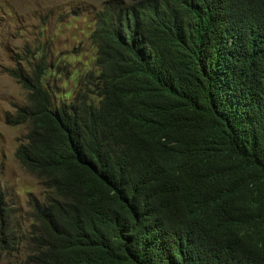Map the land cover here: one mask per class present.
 Returning <instances> with one entry per match:
<instances>
[{
  "label": "trees",
  "instance_id": "trees-1",
  "mask_svg": "<svg viewBox=\"0 0 264 264\" xmlns=\"http://www.w3.org/2000/svg\"><path fill=\"white\" fill-rule=\"evenodd\" d=\"M90 37L69 101L47 57L8 72L46 194L19 234L0 192V258L264 264V0L105 2Z\"/></svg>",
  "mask_w": 264,
  "mask_h": 264
},
{
  "label": "rangeland",
  "instance_id": "rangeland-1",
  "mask_svg": "<svg viewBox=\"0 0 264 264\" xmlns=\"http://www.w3.org/2000/svg\"><path fill=\"white\" fill-rule=\"evenodd\" d=\"M119 1L129 2L0 0V192L19 234L32 222V207L41 203L46 193L14 155L26 142L27 127L9 125L5 118L24 104L27 92L8 72L18 66L27 67L26 62L36 63L38 56L47 57L52 69L60 67V78H51L49 85L57 89L59 96L69 93V101L74 78L84 79L90 72L95 73L96 50L90 37L93 17L105 2ZM26 248L21 242L15 252L0 258V264H19Z\"/></svg>",
  "mask_w": 264,
  "mask_h": 264
}]
</instances>
